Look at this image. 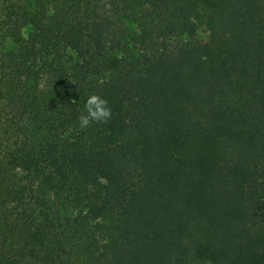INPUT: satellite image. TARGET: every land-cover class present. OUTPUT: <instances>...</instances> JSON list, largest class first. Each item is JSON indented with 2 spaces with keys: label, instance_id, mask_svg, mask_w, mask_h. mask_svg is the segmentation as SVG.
I'll return each mask as SVG.
<instances>
[{
  "label": "trees",
  "instance_id": "trees-1",
  "mask_svg": "<svg viewBox=\"0 0 264 264\" xmlns=\"http://www.w3.org/2000/svg\"><path fill=\"white\" fill-rule=\"evenodd\" d=\"M0 264H264V0H0Z\"/></svg>",
  "mask_w": 264,
  "mask_h": 264
},
{
  "label": "clouds",
  "instance_id": "clouds-1",
  "mask_svg": "<svg viewBox=\"0 0 264 264\" xmlns=\"http://www.w3.org/2000/svg\"><path fill=\"white\" fill-rule=\"evenodd\" d=\"M111 116L109 101L98 94H90L85 102L84 112L78 116L77 120L79 128L83 130L92 123H107Z\"/></svg>",
  "mask_w": 264,
  "mask_h": 264
}]
</instances>
